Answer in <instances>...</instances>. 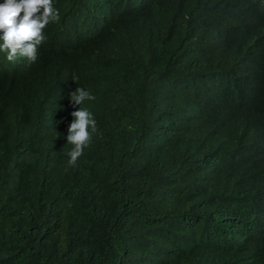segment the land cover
Wrapping results in <instances>:
<instances>
[{
    "label": "trees",
    "instance_id": "obj_1",
    "mask_svg": "<svg viewBox=\"0 0 264 264\" xmlns=\"http://www.w3.org/2000/svg\"><path fill=\"white\" fill-rule=\"evenodd\" d=\"M0 264H264V0H0Z\"/></svg>",
    "mask_w": 264,
    "mask_h": 264
}]
</instances>
